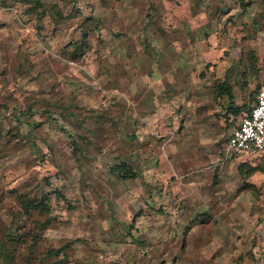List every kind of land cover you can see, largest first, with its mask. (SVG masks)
I'll use <instances>...</instances> for the list:
<instances>
[{"label":"rangeland","instance_id":"374dc122","mask_svg":"<svg viewBox=\"0 0 264 264\" xmlns=\"http://www.w3.org/2000/svg\"><path fill=\"white\" fill-rule=\"evenodd\" d=\"M263 87L264 0H0V264H264Z\"/></svg>","mask_w":264,"mask_h":264},{"label":"built area","instance_id":"2783aa9c","mask_svg":"<svg viewBox=\"0 0 264 264\" xmlns=\"http://www.w3.org/2000/svg\"><path fill=\"white\" fill-rule=\"evenodd\" d=\"M264 153V87L259 91L255 105L244 113L226 142V154Z\"/></svg>","mask_w":264,"mask_h":264},{"label":"trees","instance_id":"16d2710c","mask_svg":"<svg viewBox=\"0 0 264 264\" xmlns=\"http://www.w3.org/2000/svg\"><path fill=\"white\" fill-rule=\"evenodd\" d=\"M226 93L229 96L230 100L234 99V94H233V92L229 86L227 87ZM231 107H234V106L231 105ZM234 112L237 114L238 110L236 109ZM114 169L117 171H120L123 174V179H133V178L137 177V173L130 166H128L125 163H121L120 165L116 166Z\"/></svg>","mask_w":264,"mask_h":264},{"label":"crops","instance_id":"0c3cea01","mask_svg":"<svg viewBox=\"0 0 264 264\" xmlns=\"http://www.w3.org/2000/svg\"><path fill=\"white\" fill-rule=\"evenodd\" d=\"M258 97V96H257ZM256 101H257V99H256Z\"/></svg>","mask_w":264,"mask_h":264}]
</instances>
